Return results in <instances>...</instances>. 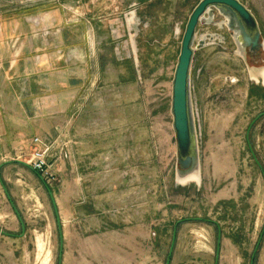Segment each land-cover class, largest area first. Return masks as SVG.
<instances>
[{"label": "rangeland", "instance_id": "rangeland-1", "mask_svg": "<svg viewBox=\"0 0 264 264\" xmlns=\"http://www.w3.org/2000/svg\"><path fill=\"white\" fill-rule=\"evenodd\" d=\"M199 1L0 0V66L54 87L42 144L10 156L44 150L46 171L0 170V264H166L174 231L170 264L218 247L217 264H264V49L241 58L217 14L191 71L201 184L175 182L171 81ZM238 1L264 45V0Z\"/></svg>", "mask_w": 264, "mask_h": 264}, {"label": "water", "instance_id": "water-1", "mask_svg": "<svg viewBox=\"0 0 264 264\" xmlns=\"http://www.w3.org/2000/svg\"><path fill=\"white\" fill-rule=\"evenodd\" d=\"M216 14L224 19L219 22V26H225L231 32L233 41L237 47L236 53L241 58L245 59L247 49L251 53L257 52L261 48L264 49L263 43L260 42L261 33L257 21L252 13L238 0H200L191 12L182 35L179 55L171 81L170 114L172 116V129L177 147L178 166L175 172V182L181 186L188 183H194L197 186L201 184L196 123L191 94V71L195 52L207 47L210 43H214L213 36L209 38L203 36L197 41V28L202 23L209 25L216 24L217 22L214 21ZM249 71L251 78L255 80L254 74L250 69ZM262 71H264V68L258 71L260 78ZM17 163L27 167V164L23 162L17 161ZM192 175L197 177L199 184L195 182L178 183L179 180L187 179ZM50 197L52 199L51 193ZM17 216L19 217L18 214ZM20 222L24 231V224L21 219ZM0 234L8 236L7 233L1 230ZM175 234L176 232L174 231L166 264H170L175 244ZM220 240L221 235L219 231L218 246ZM218 255L219 247L217 248L216 264Z\"/></svg>", "mask_w": 264, "mask_h": 264}, {"label": "crops", "instance_id": "crops-1", "mask_svg": "<svg viewBox=\"0 0 264 264\" xmlns=\"http://www.w3.org/2000/svg\"><path fill=\"white\" fill-rule=\"evenodd\" d=\"M62 33L68 35L66 30ZM13 65L0 66V170L3 165L17 163L10 156L24 139L43 135L38 121L52 119L45 116V111L50 103L47 98L54 91L53 83L24 80Z\"/></svg>", "mask_w": 264, "mask_h": 264}, {"label": "built area", "instance_id": "built-area-1", "mask_svg": "<svg viewBox=\"0 0 264 264\" xmlns=\"http://www.w3.org/2000/svg\"><path fill=\"white\" fill-rule=\"evenodd\" d=\"M33 144L41 145L42 142L40 141V139L35 138L33 140ZM27 167L38 175L44 173L47 168L46 152H44V150L35 149L31 154Z\"/></svg>", "mask_w": 264, "mask_h": 264}, {"label": "bare ground", "instance_id": "bare-ground-1", "mask_svg": "<svg viewBox=\"0 0 264 264\" xmlns=\"http://www.w3.org/2000/svg\"><path fill=\"white\" fill-rule=\"evenodd\" d=\"M261 78L264 81V71H262V73H261ZM188 182H195V183L199 184V181L195 175H192L187 179H182V180L178 181L179 184H186Z\"/></svg>", "mask_w": 264, "mask_h": 264}, {"label": "flooded vegetation", "instance_id": "flooded-vegetation-1", "mask_svg": "<svg viewBox=\"0 0 264 264\" xmlns=\"http://www.w3.org/2000/svg\"><path fill=\"white\" fill-rule=\"evenodd\" d=\"M214 41H216V40H214ZM254 53H256V52H254ZM248 56H252L251 54H248Z\"/></svg>", "mask_w": 264, "mask_h": 264}]
</instances>
